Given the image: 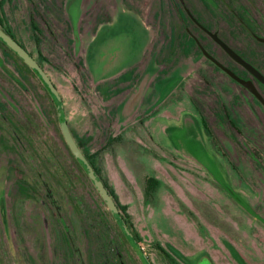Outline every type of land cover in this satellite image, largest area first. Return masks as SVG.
Returning <instances> with one entry per match:
<instances>
[{
	"label": "flooded vegetation",
	"instance_id": "af4514ba",
	"mask_svg": "<svg viewBox=\"0 0 264 264\" xmlns=\"http://www.w3.org/2000/svg\"><path fill=\"white\" fill-rule=\"evenodd\" d=\"M226 1L218 5L222 14L213 18L196 13L189 0H161L158 9L145 8V0H0V30L35 60L58 91L74 142L152 264L159 259L141 244L140 229L115 190L142 188L147 196L156 181L129 175L114 156L145 142L146 118L178 88L200 92L203 131L220 146L225 140L230 146L222 149L228 157L224 177L205 174V185L217 189L249 226L258 221L264 228V0H246L250 7L243 0ZM118 32L121 38L113 36ZM64 88L71 94L73 116ZM217 91L235 100L221 101ZM27 151L57 164L50 165V186H43L48 196L25 219H13L8 201L23 169L15 160ZM181 167L188 173L195 168ZM140 176L146 179L143 187ZM96 195L118 226V236L105 219L96 220ZM0 201L6 205L2 213L0 204L6 264H68L60 247L66 237L80 264H136L128 247L144 264L67 144L48 88L1 36ZM30 214L39 215L34 231ZM28 222L30 232L25 231ZM218 239L221 253L203 246L192 258L173 244L155 240L153 247L165 264H264L228 236ZM101 240L109 245H100Z\"/></svg>",
	"mask_w": 264,
	"mask_h": 264
},
{
	"label": "rangeland",
	"instance_id": "374dc122",
	"mask_svg": "<svg viewBox=\"0 0 264 264\" xmlns=\"http://www.w3.org/2000/svg\"><path fill=\"white\" fill-rule=\"evenodd\" d=\"M189 1L193 5V10L204 17L205 13H212L213 18H218L222 14L218 5H221L223 0ZM243 1L247 4L246 0ZM230 2L232 4V0ZM144 5L145 8L152 5L158 9L161 0H145ZM113 36L121 38L119 32ZM52 68L48 66L49 70H54ZM62 90L68 102L69 114L73 116L75 108L71 105V94L66 88ZM217 92L221 101L234 99L231 95ZM201 101L198 90L186 91L178 88L160 108L150 113L143 128L147 133L145 142L134 144L137 150L122 148L120 155L114 156V160L118 166L124 167L129 175L140 173L152 177L156 184L150 186L147 196L143 195L142 188L131 189L130 186L120 187L115 191L120 200L127 203L126 208L131 214L134 227L140 229V234L143 236L141 244L154 258L159 259V264L165 262L159 258L157 249L153 247L155 240L173 244L192 258L193 252L203 246L212 248L215 255L219 254V251L221 253L218 238L222 235L233 240L242 252L247 255L249 253L255 262L263 263L264 228L258 225V221L256 224L252 222L249 226L247 220L238 215L237 209L223 198L217 189L204 183L205 174L215 180L224 177L222 165L228 164V157L223 150H230V146L226 140L222 141L220 146L203 131L198 119L200 117L198 103ZM218 116L222 118L223 114ZM249 139L254 143L255 139L251 137ZM262 160L264 161L263 156ZM54 163L57 164L54 158L41 159L40 155L31 151H27V154L18 153L15 164L19 166L21 164L23 169L20 171L21 175L14 193L8 201L9 213L13 219H25V214H29L33 205L40 204L42 198L48 196L44 193L43 186H50V165H56ZM188 164L195 166L188 169L193 172L192 174L181 167H186ZM115 178L116 175L113 179L116 180ZM139 180L143 187L146 179L140 176ZM240 187H244L243 184H240ZM94 197L96 220L105 219L110 223L109 228L111 227L118 236V226L111 218L106 204L98 195ZM0 204L4 213L6 205L3 201H0ZM262 208L264 212V205ZM30 216L33 219L34 231L36 218L38 219L39 215L36 217L30 214ZM27 227L28 230L25 231L30 232L29 228L32 224L28 222ZM57 239L60 240L59 235ZM66 239L63 247L60 246L62 255L64 253L63 257L67 258L68 264H80L74 256L76 251L70 238L66 237ZM75 241L78 243L77 239ZM100 245L107 247L109 242L101 240ZM1 247L3 246H0V258L3 259V264H6ZM127 251L130 261L140 264L133 250L128 247ZM213 257L217 260L216 256Z\"/></svg>",
	"mask_w": 264,
	"mask_h": 264
},
{
	"label": "water",
	"instance_id": "95a60500",
	"mask_svg": "<svg viewBox=\"0 0 264 264\" xmlns=\"http://www.w3.org/2000/svg\"><path fill=\"white\" fill-rule=\"evenodd\" d=\"M0 36L4 38L22 57L23 59L31 66V68L40 76L46 87L48 88L50 94L54 98V101L57 105L58 110V116H59V122L61 129L63 131L65 140L67 144L69 145L71 151L76 156V158L79 160L81 165L84 167L90 178L92 179L93 183L95 184L97 190L99 191L102 198L107 203L108 207L112 211L115 219L117 220L120 228L124 232V234L127 236L128 240L130 241L132 247L136 251V253L139 255L141 260L144 264H152L151 261L148 259L146 253L144 250L140 247V245L137 243L136 239L134 238L132 232L130 231L129 227L127 226L126 222L124 221L120 211L118 210V207L116 203L114 202L113 198H111L110 194L104 187L102 181L100 180L97 173L94 171V169L91 167V165L88 163V161L85 159L83 154L80 152L79 148L77 147L76 143L74 142L70 131L66 124V117L63 110L62 105V99L54 87V85L49 80L46 73L38 66V64L35 62V60L25 51L23 50L18 44H16L11 38H9L6 34H4L0 30Z\"/></svg>",
	"mask_w": 264,
	"mask_h": 264
}]
</instances>
